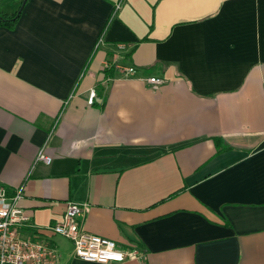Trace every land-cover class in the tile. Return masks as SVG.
Here are the masks:
<instances>
[{"label": "crops", "instance_id": "crops-1", "mask_svg": "<svg viewBox=\"0 0 264 264\" xmlns=\"http://www.w3.org/2000/svg\"><path fill=\"white\" fill-rule=\"evenodd\" d=\"M0 184L58 264H264V0H25L0 25ZM68 200L139 255L75 256L48 227Z\"/></svg>", "mask_w": 264, "mask_h": 264}, {"label": "built area", "instance_id": "built-area-1", "mask_svg": "<svg viewBox=\"0 0 264 264\" xmlns=\"http://www.w3.org/2000/svg\"><path fill=\"white\" fill-rule=\"evenodd\" d=\"M119 5L117 2L114 9ZM125 45L124 42H118L117 48L123 49ZM123 69L126 74L134 72L132 66H125ZM146 80L152 88H157L164 82V78L159 76H148ZM95 94L93 89L90 90L88 103L93 102ZM36 160L45 163L51 161L45 145L38 149ZM21 191L20 187L8 191L0 184V264H58L59 254L47 241L19 233L23 226L31 225L29 215L18 204ZM88 207L87 202L66 201L61 218L51 223L49 229L68 238L72 242L74 255L84 260L120 262L139 255L135 247L121 249L113 240L86 231L81 222Z\"/></svg>", "mask_w": 264, "mask_h": 264}, {"label": "trees", "instance_id": "trees-1", "mask_svg": "<svg viewBox=\"0 0 264 264\" xmlns=\"http://www.w3.org/2000/svg\"><path fill=\"white\" fill-rule=\"evenodd\" d=\"M23 0H21L19 6L17 7L16 10H14L13 12L10 13H6V12H1L0 11V25H5L7 27H12L14 25V23L16 22L20 12H21V7L23 5ZM227 146L223 145L221 147L217 148V151H220L221 149L225 148Z\"/></svg>", "mask_w": 264, "mask_h": 264}, {"label": "water", "instance_id": "water-1", "mask_svg": "<svg viewBox=\"0 0 264 264\" xmlns=\"http://www.w3.org/2000/svg\"><path fill=\"white\" fill-rule=\"evenodd\" d=\"M25 0H23L22 2L24 3Z\"/></svg>", "mask_w": 264, "mask_h": 264}]
</instances>
